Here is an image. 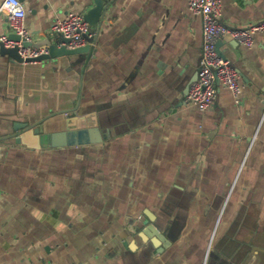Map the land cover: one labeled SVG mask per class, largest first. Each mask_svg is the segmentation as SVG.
I'll return each instance as SVG.
<instances>
[{"label": "crops", "instance_id": "0c3cea01", "mask_svg": "<svg viewBox=\"0 0 264 264\" xmlns=\"http://www.w3.org/2000/svg\"><path fill=\"white\" fill-rule=\"evenodd\" d=\"M22 2L34 40L94 5ZM221 3L231 27L264 20V0ZM93 30L82 55L0 53V264H264V33L251 46L221 40L241 91L218 82L200 110L186 102L203 49L189 0H114ZM77 104L98 141L33 148L9 136Z\"/></svg>", "mask_w": 264, "mask_h": 264}, {"label": "built area", "instance_id": "2783aa9c", "mask_svg": "<svg viewBox=\"0 0 264 264\" xmlns=\"http://www.w3.org/2000/svg\"><path fill=\"white\" fill-rule=\"evenodd\" d=\"M189 8L202 17L203 49L199 62L197 79L189 86L186 102L205 110L215 100L217 83L226 86L235 96L241 91L238 70L225 58L218 49V42L226 34H230L239 43L247 46L253 44L254 34L264 33V20L246 27H231L222 22L221 0H189ZM0 14H5L9 21L10 32L18 34L21 39L11 40L8 34L0 36V43L6 47H18L24 63L27 59H36L48 52L47 46L36 47L24 45L34 41V35L25 26L26 9L22 0H3ZM51 31L66 38L67 48L74 49L85 46L94 36L93 27L81 13H68L54 20Z\"/></svg>", "mask_w": 264, "mask_h": 264}, {"label": "water", "instance_id": "95a60500", "mask_svg": "<svg viewBox=\"0 0 264 264\" xmlns=\"http://www.w3.org/2000/svg\"><path fill=\"white\" fill-rule=\"evenodd\" d=\"M114 0H93V6H91L86 13H84V18L89 22L91 27L99 29L100 24L104 20L108 7L112 4ZM8 38L11 40H20L21 37L13 32L8 34ZM225 39H233L230 34H226ZM68 41L66 38L58 35L56 37L47 36L43 39L34 40L31 43L24 42V45H33L40 47L42 45L47 46L48 52L42 54L36 59H27L26 62L34 61H46L62 58L70 55H82L89 53L91 50V42L85 46L70 49L64 45V42ZM237 41V40H235ZM238 42V41H237ZM221 40L218 42V49ZM220 51V49H219ZM0 53L4 55H9L15 61L24 63L23 58L18 52V47H6L4 43H0ZM197 79V78H196ZM195 79V80H196ZM189 89V87H188ZM188 92V91H187ZM78 104L76 107L64 109L60 112H55L46 117L37 119L33 116L28 117L26 121L14 123V132L9 136L14 137L15 141L20 144H24L28 147L41 148L42 146H62V145H76L84 144L88 142L98 141V137H95L97 133L99 138H102V133L98 129V123L93 121L88 123V116H81L78 114ZM64 115V120L60 124L59 131L49 132L47 128V120L55 115ZM96 117L92 116V120ZM148 230H152L156 237L165 241V236L162 235L157 229L149 225ZM146 230V234L150 235V232ZM166 242L163 243V247Z\"/></svg>", "mask_w": 264, "mask_h": 264}]
</instances>
